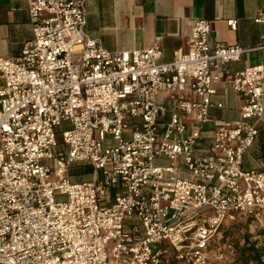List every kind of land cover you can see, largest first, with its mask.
<instances>
[{
  "label": "built area",
  "instance_id": "2783aa9c",
  "mask_svg": "<svg viewBox=\"0 0 264 264\" xmlns=\"http://www.w3.org/2000/svg\"><path fill=\"white\" fill-rule=\"evenodd\" d=\"M85 3L28 0L33 38L0 56V264H227L225 224L249 221L264 238V170L242 166L264 123V56L231 79L240 117L218 122L196 154L222 78L213 63L247 49L213 44L199 17L171 61L158 42L110 51L86 33ZM255 20L264 49V10ZM81 163L91 179H72Z\"/></svg>",
  "mask_w": 264,
  "mask_h": 264
},
{
  "label": "crops",
  "instance_id": "0c3cea01",
  "mask_svg": "<svg viewBox=\"0 0 264 264\" xmlns=\"http://www.w3.org/2000/svg\"><path fill=\"white\" fill-rule=\"evenodd\" d=\"M85 31L99 39L110 51L148 49L158 42L162 49V61H171L177 51L188 49V37L194 21L199 17L211 22V42L226 45L239 44L246 48L241 58L228 63L215 61L213 70L221 73L216 83V93L211 99V122L207 124L205 137L199 141L196 154L205 155L210 150L209 138L220 121H234L240 117L244 103L242 95L231 83L235 72L247 65L261 61L264 49L261 46L263 24L255 20L264 10V0H86ZM229 19L236 20L232 27ZM32 18L28 0H0V56H20L26 41L33 38ZM191 99H201L195 93ZM160 104L173 111L175 102L166 91L157 95ZM222 102L223 107L217 103ZM178 112H181L177 109ZM169 115H165V120ZM188 120L189 126L190 119ZM254 122L255 118L248 119ZM161 164L169 162L160 158ZM166 163L162 162L165 161ZM244 169L264 170V123L253 145L243 157ZM182 175L189 171L182 166Z\"/></svg>",
  "mask_w": 264,
  "mask_h": 264
},
{
  "label": "trees",
  "instance_id": "16d2710c",
  "mask_svg": "<svg viewBox=\"0 0 264 264\" xmlns=\"http://www.w3.org/2000/svg\"><path fill=\"white\" fill-rule=\"evenodd\" d=\"M71 174L73 180H89L93 176V168L85 163L75 164L72 166ZM223 230L225 236H228L230 230L235 232V255L227 264H264V239L261 238L260 233L253 232L249 221L225 224L222 227ZM256 236L258 237L256 238Z\"/></svg>",
  "mask_w": 264,
  "mask_h": 264
},
{
  "label": "rangeland",
  "instance_id": "374dc122",
  "mask_svg": "<svg viewBox=\"0 0 264 264\" xmlns=\"http://www.w3.org/2000/svg\"><path fill=\"white\" fill-rule=\"evenodd\" d=\"M66 127V123H63L61 126H59V128H58V131H61L63 128H65ZM126 137H128V135H125ZM213 141V131H211V135H210V138H209V142H212ZM109 144H114V140H110L109 141ZM60 148H62L64 145H63V143L61 144L60 143ZM47 162H49V160H47ZM157 162L158 163H160L161 162V160H157ZM162 162H164V163H166V160L165 161H162ZM86 164V163H85ZM115 193H116V191H115V189H113V190H110L109 192H108V194H109V196H111L112 195V200L114 199V196H115ZM56 198L57 199H61V200H65V199H67V196L66 195H64V194H61L59 191L57 192V194H56ZM226 225H230V223L229 224H226ZM231 227H233V226H231ZM253 227L255 228V225H253ZM229 230V229H228ZM227 230V231H228ZM230 231H231V233H230ZM228 233V236H225V232H224V230L219 234V237H220V242H222V241H225V239L226 238H230L232 241H233V243L235 244V232L233 231V230H230ZM223 237H226L225 239L223 238ZM261 238L262 239H264L262 236H261ZM219 264H223V263H219Z\"/></svg>",
  "mask_w": 264,
  "mask_h": 264
}]
</instances>
